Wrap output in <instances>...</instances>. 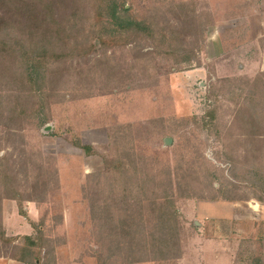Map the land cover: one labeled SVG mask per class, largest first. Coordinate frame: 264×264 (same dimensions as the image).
I'll use <instances>...</instances> for the list:
<instances>
[{
  "label": "rangeland",
  "instance_id": "obj_1",
  "mask_svg": "<svg viewBox=\"0 0 264 264\" xmlns=\"http://www.w3.org/2000/svg\"><path fill=\"white\" fill-rule=\"evenodd\" d=\"M51 1L57 19L79 8L60 35L72 57L32 88L17 65L0 72V157L23 187L0 194V232L16 238L0 264H264V0H118L147 39L101 0ZM166 171L180 257L150 259L146 213L139 252L115 254L126 238L101 226L119 236L122 212L104 223L96 195L120 198L122 180L137 195L142 173L164 184ZM26 234L46 239L40 262L12 257Z\"/></svg>",
  "mask_w": 264,
  "mask_h": 264
},
{
  "label": "trees",
  "instance_id": "obj_2",
  "mask_svg": "<svg viewBox=\"0 0 264 264\" xmlns=\"http://www.w3.org/2000/svg\"><path fill=\"white\" fill-rule=\"evenodd\" d=\"M37 1L0 0V11L3 13L9 12L12 16L8 18L0 16V72L3 74L9 69L8 66L17 65L21 68L18 74L21 78L19 84L27 85L30 88L41 79H45V76L51 70L49 69L51 64L59 63L62 60L66 61L72 57L66 50V41L60 35L70 27L69 22L71 19L76 20V13L79 10L77 6H72V11L67 19L61 17L57 19L54 18L55 12L51 0ZM98 7L103 12L105 11L106 16L113 24L130 31L129 35H132V33L142 34L146 39L152 36V32L148 29V22L130 17L131 15L127 14L126 9L118 0H101ZM98 21H101V17L98 18ZM73 25H77L76 21ZM24 31L26 32L24 33ZM143 31H146V34ZM95 39H98L99 45L104 44L102 38L95 37L89 44V48L96 47ZM21 113L14 110L13 115L8 119L10 123L16 118L20 119ZM250 118V122L253 123L255 120L252 116ZM5 128L9 129L10 127L6 125ZM78 146L87 149V146ZM3 161L7 162V157H0V190L3 191L0 194H5L4 197L6 198L17 197L20 191L23 193V187H21V183L18 182L16 176L14 177L8 172L11 169ZM121 170L127 175L128 171ZM166 174L168 179L163 184L156 174L142 173L137 195L134 194V185L136 184L124 180L121 181L122 194L120 198L116 199L114 195L110 196L106 193L96 195L94 204L102 213L104 223H108V220L115 218L112 214L113 206L119 205L117 211L122 212L120 219L122 228L119 236H117V225L113 227V230L108 228V224L101 226V229L107 228L104 237L110 238L114 234L116 237L126 238L125 250L121 245V241H116L113 245L115 246L113 251L115 254L121 255L123 252H127L130 257H133L135 252L136 254L137 251L139 252L138 245H133V242H135L134 225L142 221V215L146 213L145 216L148 219L145 221V227L147 229V247L150 259L152 261L168 259L172 254L175 258L180 257L178 218L170 193L173 177L167 171ZM18 201L21 203L20 200ZM131 207L137 209L133 211ZM147 214L149 215L147 216ZM39 233H41L40 230ZM15 239V237H5L4 233L0 232V240L4 242H13ZM20 239H22V242L17 248L15 256H12L14 259L23 262H35L38 259L40 262L41 258L46 257L47 253L44 252V240L46 239L42 235L32 236L26 234L22 235Z\"/></svg>",
  "mask_w": 264,
  "mask_h": 264
},
{
  "label": "water",
  "instance_id": "obj_3",
  "mask_svg": "<svg viewBox=\"0 0 264 264\" xmlns=\"http://www.w3.org/2000/svg\"><path fill=\"white\" fill-rule=\"evenodd\" d=\"M48 127H49V126L47 125L45 128L48 129ZM165 142H166V143H169V142H170V138H166Z\"/></svg>",
  "mask_w": 264,
  "mask_h": 264
}]
</instances>
